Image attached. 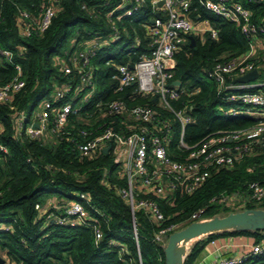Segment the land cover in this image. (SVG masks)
I'll use <instances>...</instances> for the list:
<instances>
[{
    "label": "trees",
    "instance_id": "16d2710c",
    "mask_svg": "<svg viewBox=\"0 0 264 264\" xmlns=\"http://www.w3.org/2000/svg\"><path fill=\"white\" fill-rule=\"evenodd\" d=\"M49 1L0 0V48L13 52L26 82L25 88L14 95L12 103L28 115L42 99H50L54 84L60 86L71 81L79 86L75 72L64 75L58 70V59L91 39L109 38L113 33L112 25L117 28L119 38L100 48L92 59L95 89L91 95L84 100L88 91L85 87L71 100L69 138L43 142L15 137L12 110L0 103V144L6 147V152H0V222L10 226L9 231H0V256L10 264H164L163 248L153 241L154 234L170 223L184 228L192 222L188 219L190 214L220 192L243 189L251 181L263 182L264 145H255L251 153L235 161L230 168L211 170L204 184L193 193L176 190L157 199L163 221H155L144 210L133 213L119 194L126 179L121 176V165L114 162L113 145L107 152L101 147L91 157H82L73 140L79 136L80 129L90 131L104 123L115 131L127 133V126L133 124L129 117H103L97 106L121 97L128 106L151 107L156 119L165 120L170 125L167 152L176 160H185L186 153L177 143L179 122L173 114L157 100L133 94L134 86L115 93L110 79L113 65H107V61L131 64L150 53V39L144 26L154 15L151 2L143 0V4L127 16L124 13L132 6L130 0L111 15L120 0H52L56 12L49 26L42 32L33 30L29 35L23 34L28 19L21 11L38 19L42 6ZM232 1L247 8L252 21L264 24V0ZM187 14L192 21L207 22L216 31L215 38H211L209 32L202 36L186 35L174 55L173 79L180 82L183 92L172 101V106L185 108L192 117L183 134L185 143L192 145L211 132L245 127L254 123V119L245 115H221L219 107L232 103L217 97L215 84L207 77V71L216 60H228L244 53L248 40L239 26L207 11L197 0H190ZM13 74L12 65L0 64V85ZM66 100L69 99L56 101L54 105ZM79 193L89 197L83 204L89 217L102 230L97 244L90 222L70 226L53 220V216L61 214L71 202L81 201ZM50 200L55 203H51L44 214L35 209L36 204L45 206ZM248 208H264V198L248 203L241 210ZM230 212L236 211L209 204L204 218ZM224 236H248L256 242L264 238V231L228 230L205 235L189 248L183 264H192L210 240ZM119 245L128 253H123ZM244 264H264V253L249 257Z\"/></svg>",
    "mask_w": 264,
    "mask_h": 264
},
{
    "label": "built area",
    "instance_id": "2783aa9c",
    "mask_svg": "<svg viewBox=\"0 0 264 264\" xmlns=\"http://www.w3.org/2000/svg\"><path fill=\"white\" fill-rule=\"evenodd\" d=\"M128 1L120 0L109 15ZM159 1L150 0L154 15L149 24L144 26L150 39V53L140 56L131 64H114L110 60L107 65H113L110 79L114 83L115 93L134 86L133 94L151 97L173 114L179 122L180 134L177 143L180 150L186 153L185 160H176L168 154L170 125L165 120L156 119L151 107L128 106L121 97H114L97 106L102 110L103 117H129L133 124L127 126V133L115 131L110 124L104 123L90 131L80 129L79 136L73 140L77 153L82 157H91L101 147L113 145L114 162L121 165V176L126 179V185L119 189V194L129 204L133 213L144 210L155 221L164 220L157 199L176 190L186 194L193 193L204 184L211 170L230 168L235 161L251 153L255 145H264V70L260 71L264 69V24L252 21L250 11L239 2L197 0L207 11L239 26L248 40V49L244 53L228 60H216L207 71V77L214 82L217 97L226 103H232L219 107L221 115H245L253 118L254 123L235 129L217 130L188 145L183 139V134L192 117L185 108L175 109L172 106V101L177 100L183 92L179 88L180 85L174 84V55L184 43L186 35L202 36L209 32L210 37L215 38L216 31L211 29L207 22L197 24L188 17L190 0H161L162 4L158 6ZM143 2L130 0L132 6L126 9L124 15H131ZM55 12L52 0L42 6L38 19L21 11V15L28 19L23 34L29 35L33 30H45ZM156 12H159V17L155 16ZM112 29L113 33L109 38L91 39L81 48L56 61L62 74L71 75L75 72L74 77H77L79 86L73 85L71 81L60 86L54 84L50 99H42L30 115L12 103L14 95L26 85L22 67L14 60L12 51L0 48V64L8 63L14 69L11 79L0 85V103L8 105L12 110L15 137L41 139L43 142L69 138L71 132L67 126L73 110L71 100L85 87L88 91L84 100L94 91V67L91 62L100 48L119 38L117 28L112 25ZM254 69L258 72L255 79L248 82L237 81L238 77ZM232 77L235 79L232 80ZM70 79L73 80L72 77ZM64 99L69 100L58 106L54 105L56 101ZM0 152H6L4 145L0 144ZM78 197L81 201L71 202L61 214L54 215L53 220L58 224L70 226L90 222L94 242L97 244L102 238V230L89 217L83 204L89 197L83 193H79ZM263 198L264 181H251L243 189L223 191L214 195L206 205L196 208L188 219L192 222L207 219L204 214L209 204L243 209L248 203L260 202ZM35 209L40 214L45 213L40 204H36ZM179 228L180 224L170 223L154 234L153 241L164 249L169 234ZM2 230L9 231L10 226L0 222V231ZM111 244L117 245L114 242ZM119 247L123 253H128L124 246ZM262 253L264 238L245 244L235 241L232 237H219L210 240L205 245L204 254L192 264H244L249 257ZM3 264L10 263L4 260Z\"/></svg>",
    "mask_w": 264,
    "mask_h": 264
},
{
    "label": "water",
    "instance_id": "95a60500",
    "mask_svg": "<svg viewBox=\"0 0 264 264\" xmlns=\"http://www.w3.org/2000/svg\"><path fill=\"white\" fill-rule=\"evenodd\" d=\"M160 0L157 5L161 6ZM159 17V12L155 13ZM152 22V21H151ZM191 45H193V38ZM258 76L256 69L245 73L237 78L239 82H248ZM174 84L180 85L178 80ZM36 126V124H34ZM111 147L108 144L103 148L107 152ZM228 230H262L264 231V208H248L242 211L230 212L225 215H216L201 221H194L177 231L169 234L166 245L163 249L164 264H183L188 252L187 244L192 240L199 239L202 236L216 232ZM4 263V259L0 257V264Z\"/></svg>",
    "mask_w": 264,
    "mask_h": 264
},
{
    "label": "crops",
    "instance_id": "0c3cea01",
    "mask_svg": "<svg viewBox=\"0 0 264 264\" xmlns=\"http://www.w3.org/2000/svg\"><path fill=\"white\" fill-rule=\"evenodd\" d=\"M198 23H200V22H197V24ZM49 141H51V140H49ZM51 203H55V200H50L45 206H43V210L46 211ZM224 237H232L235 241H237L239 243L250 244V243L254 242V239L252 237H248V236H224ZM204 252H205V246L201 250V252L199 253V255L197 256V258L195 260L200 259V257L204 254Z\"/></svg>",
    "mask_w": 264,
    "mask_h": 264
},
{
    "label": "rangeland",
    "instance_id": "374dc122",
    "mask_svg": "<svg viewBox=\"0 0 264 264\" xmlns=\"http://www.w3.org/2000/svg\"><path fill=\"white\" fill-rule=\"evenodd\" d=\"M260 79H261V77L258 78V80H260ZM228 208H229L230 210H232V211H237V210H239L237 207H231V206L229 207V206H228ZM240 210H241V209H240ZM240 210H239V211H240ZM202 237H203V236H202ZM202 237H201V238H202ZM199 239H200V238H199ZM199 239H195V240H192L191 242H189V243L187 244L188 250H189V248H190V247H191V246H192L197 240H199Z\"/></svg>",
    "mask_w": 264,
    "mask_h": 264
}]
</instances>
